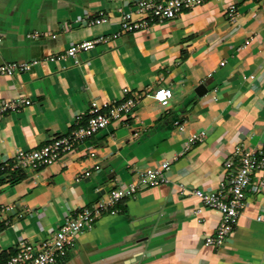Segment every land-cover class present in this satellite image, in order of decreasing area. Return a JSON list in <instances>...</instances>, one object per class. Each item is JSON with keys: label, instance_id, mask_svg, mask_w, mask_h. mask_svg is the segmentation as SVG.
<instances>
[{"label": "crops", "instance_id": "0c3cea01", "mask_svg": "<svg viewBox=\"0 0 264 264\" xmlns=\"http://www.w3.org/2000/svg\"><path fill=\"white\" fill-rule=\"evenodd\" d=\"M133 1L0 0V65L39 60L0 73V100L31 99L0 118V163L86 123L94 100L137 101L126 119L54 163L0 178V264L20 239L42 240L69 215L165 160L168 182L119 200L121 210L104 212L79 232L56 264H264V187L253 184L219 246L206 238L221 213L193 193L219 188L238 145L264 149V0H208L82 51L79 63L51 59L85 38L116 31L120 10ZM232 3L239 9L235 20L227 12ZM100 9L111 20L87 25L85 18ZM159 86L173 90L168 106L154 96ZM201 130L205 138L190 146L191 134ZM86 168L92 173L77 181Z\"/></svg>", "mask_w": 264, "mask_h": 264}, {"label": "built area", "instance_id": "2783aa9c", "mask_svg": "<svg viewBox=\"0 0 264 264\" xmlns=\"http://www.w3.org/2000/svg\"><path fill=\"white\" fill-rule=\"evenodd\" d=\"M208 0H134L127 10H120L118 29L111 33L85 38L66 49L62 55L53 54L51 59L69 56L79 63L78 54L82 51L93 50L98 44L110 38H116L127 31L145 28L154 21H164L178 16L185 8L201 5ZM229 18L235 20L239 14L238 6L230 4L227 9ZM111 15L105 9H100L96 15L87 16V25H96L108 22ZM37 36V34H34ZM1 40V37H0ZM38 59L25 61H11L0 65V73L15 74L28 69ZM252 78L254 75H250ZM126 91L128 89H125ZM128 92V91H127ZM155 98L163 106H168L173 96V90L168 86H159L154 92ZM31 103L25 95L13 99L0 100V118L8 111H18L24 105ZM137 106L134 96H127L121 102L99 103L92 101L87 111L86 123L78 124L68 133L58 135L48 143L33 149H18L11 161L0 163V178L20 171L37 170L50 165L62 156L74 151L78 144L99 131L106 128L115 120L122 121L131 115ZM180 127L183 125L175 121ZM206 131L201 130L191 134L189 144L194 145L202 141ZM94 156L95 151L91 150ZM170 162L162 161L158 165L147 167L140 171L137 181L126 186H115L106 198H100L91 205H86L74 215H69L64 222L40 241L20 239L12 248L7 249L8 257L2 264H56L59 259L68 255L75 245L76 237L82 230L91 227L104 213H117L121 209L119 200L133 195L141 186H153L169 181L167 170ZM227 172L218 189L208 191L195 188L193 193L200 198L203 205L216 208L221 217L214 235L206 238V244L222 245L235 228L246 204L248 191L253 184L260 189L264 187V149L248 148L238 145L233 155L226 162ZM99 168L100 165L94 166ZM92 173L91 168L79 172L76 180L79 181ZM27 207L25 212H30ZM202 207L196 208L200 213ZM2 219L0 212V220Z\"/></svg>", "mask_w": 264, "mask_h": 264}, {"label": "water", "instance_id": "95a60500", "mask_svg": "<svg viewBox=\"0 0 264 264\" xmlns=\"http://www.w3.org/2000/svg\"><path fill=\"white\" fill-rule=\"evenodd\" d=\"M197 91H198L199 94H202V93L205 91V87H204V85L201 84V85L199 86V88L197 89Z\"/></svg>", "mask_w": 264, "mask_h": 264}, {"label": "trees", "instance_id": "16d2710c", "mask_svg": "<svg viewBox=\"0 0 264 264\" xmlns=\"http://www.w3.org/2000/svg\"><path fill=\"white\" fill-rule=\"evenodd\" d=\"M7 257H8V254H7V253H6L4 256H2V261H1V263L4 262V261L7 259Z\"/></svg>", "mask_w": 264, "mask_h": 264}]
</instances>
